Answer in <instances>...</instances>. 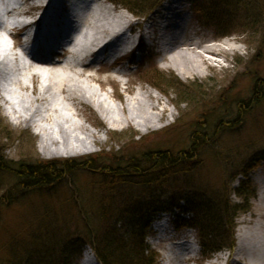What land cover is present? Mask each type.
<instances>
[{
    "label": "rangeland",
    "instance_id": "374dc122",
    "mask_svg": "<svg viewBox=\"0 0 264 264\" xmlns=\"http://www.w3.org/2000/svg\"><path fill=\"white\" fill-rule=\"evenodd\" d=\"M0 1L3 2L2 8L0 7V57H5L7 61L8 68L3 76L10 83L9 93L1 91L0 95L6 97L16 107L21 99L32 95L31 90L34 83L31 82V74L38 73L42 85L47 84L50 73L55 71L51 63H63L62 66L65 69L60 72L64 73V78H69L70 83L76 80L81 86L88 87L96 99L112 107L118 116L120 115L119 107L123 101L134 97L139 91L138 88L144 91L147 87L155 90L145 75L153 67H156L167 80H171L170 87H161L164 94L155 90L162 97L158 108L161 109L164 103V116L159 123L152 125L148 130L133 125L127 127L122 122L115 127L105 124L89 105L72 104L65 94L59 93L57 89L54 90L53 94L47 97L41 105V110L36 117L38 125L44 130L55 132V123L64 118L71 124L80 126L79 134L80 132L86 133L89 127L94 131L95 144H91L88 137L80 134L81 137L88 138V146L81 150L78 149L77 154L68 157L42 155L38 150L39 138L35 128L14 125L12 120L10 122V119L4 115L6 107L0 101V121L2 123L0 127L4 129L0 136L7 134L8 130L11 133L9 141L0 137V162L3 164L4 161L16 163L24 159H32L34 162L38 160L63 161L102 154L106 157L123 156L125 160L128 157H135L137 162L142 164L143 161L140 159L146 152L183 153L189 151L192 135H206L207 142L198 154L196 164L198 167L193 173L194 187L188 194L192 199L191 203L195 206L191 203L187 205L175 199L171 200V195L162 197L160 210L149 217L150 226L144 233V244L157 255L155 264H162L163 255L168 252L165 248L169 245L173 247L174 242L180 239H183L184 244L187 243V249L192 245L196 247L194 259H191L188 264H213L212 261L219 256L224 257L219 260L220 264H241L233 260L234 250L230 252L227 246L230 242L231 230L233 232L232 241L236 246V235L241 228H249L259 221L264 229V211H262L261 218L255 214L257 198L264 193V93H261L264 90V23L261 28L257 27L252 33L234 28L220 31L216 29V24L206 21L203 18L204 15L199 14L209 7V0H182L185 7L184 15L193 29V39L204 46L206 41L217 40L219 36L227 34L228 39H234L242 45V51L225 54L226 66L208 67L204 71L205 76L182 80L174 71L161 68L160 56L156 49L150 46L153 44L152 40L135 39V35H142V29L148 23H154L158 19L159 14L155 12L159 11L160 5H157L146 18L139 19L118 4L110 5V0H97L94 3L96 12L99 9H106L113 15L122 12L131 17V25L134 29L130 37L134 38L133 45L138 44V46L123 61H120L119 65L110 66L98 60L94 65L87 67L90 59L87 57L84 60V57L91 51L99 49L103 43L94 41L92 32L83 26L79 30L78 40L71 43L76 46L81 57L80 64L77 65L75 71H82L83 76L78 78L72 73H67L69 59L64 64L65 59L57 58L56 54L51 52L40 55L36 53L29 55L22 51L15 52L20 37L15 35L16 29L10 30L9 27H20L27 20L26 15L34 17L39 10L29 9L30 0ZM11 10L13 15L8 16L6 12ZM154 13L156 18L152 17ZM258 18L261 19V17ZM33 27L37 28V26ZM125 30L127 31L121 36L122 38L128 37L129 31L127 28ZM36 33L40 35L42 32L36 29ZM95 44L96 46L89 50V47ZM71 47L70 44L66 46V48ZM57 52H61V49ZM116 54L118 53L112 55ZM89 76L91 79L87 78ZM70 77L74 79L70 80ZM177 81L185 86L187 89V91L184 90L185 92L189 93V87L191 90L201 91L204 96L198 95V100L193 105L186 106L182 103L178 107L180 98L176 94V89L173 88ZM18 82L24 89L18 87ZM255 86H257L256 92ZM167 121L168 124H166ZM242 168H250L247 177L255 188L256 198L249 203L248 213L240 214L233 222L232 215L229 216V220L224 221L220 229V234L224 233L223 237L216 235V238L209 237L206 242H203L206 249L211 247L215 250L214 252L207 250L208 252L203 254L202 240L197 230L183 226V221L194 217L197 204L207 210L208 203L214 195L222 197L223 205L228 197L230 205L228 206L232 211L234 209L232 206L239 203V200L232 195L229 189L244 179L241 175H237L236 181L232 182L230 188L228 184L231 175ZM15 183L17 179L13 174L0 172V197ZM99 183L98 176L77 171L51 189L25 197L19 195L10 201H5L0 208V264H6L11 254L23 261V255L19 252L22 250L19 247L42 251L39 247L42 241L43 246L47 243L46 246L54 251V248L58 249L63 242L82 235L86 225L101 224L98 210ZM142 189L139 183H134L127 188L133 194L142 193ZM199 199L202 201L197 202ZM160 213H164L167 218V225L156 224L162 218ZM212 217L213 215H210L208 218L212 219ZM160 226L166 228L162 235L159 234L163 241H157L154 232V229ZM232 226H234L233 229ZM37 236H40L41 240L33 242V238ZM44 236H46L45 239ZM14 238L18 244L11 241ZM86 250H88V257L94 259L88 247L82 248L80 258ZM184 253H189V251L179 250L174 253L171 250V258L178 257L175 264H183ZM78 259L72 263L77 264Z\"/></svg>",
    "mask_w": 264,
    "mask_h": 264
},
{
    "label": "trees",
    "instance_id": "16d2710c",
    "mask_svg": "<svg viewBox=\"0 0 264 264\" xmlns=\"http://www.w3.org/2000/svg\"><path fill=\"white\" fill-rule=\"evenodd\" d=\"M113 2L121 5L134 16L143 17L160 0H113ZM208 6L199 14L204 15L203 18L206 21L216 24V29L220 31L234 28L252 33L257 27L261 28L264 23L263 0H209ZM146 78L151 87L161 94L165 93L161 87L171 86V80H167L155 68L147 72ZM173 88L176 89V94L180 98L178 107L182 103L186 106L193 105L200 95L204 96L201 91L191 90L189 87V93L185 92L184 90L187 91V89L178 81L174 83ZM256 89L257 86H255V92ZM261 93H264V90ZM3 130L0 127V133ZM0 137L9 141L11 133L8 130L7 134ZM206 142V135H192L189 151L183 153L146 152L140 159L143 161L142 164H139L135 157H128L125 160L123 156L106 157L102 154L63 161L38 160L34 162L32 159H24L16 163L4 161L3 164L0 162V172L13 174L17 179V183L5 189L6 192L0 197V208L5 201H10L19 195L25 197L51 189L77 171L88 172L100 179L98 210L101 224L86 225L82 235L63 242L62 246L58 249L54 248V251L46 246L47 243L43 246L42 241H40L41 246L37 245L42 251L19 247L24 260L20 261L16 255L10 253L6 264H71L79 258L81 249L85 246L92 250L98 264H155L157 255L144 244V233L150 224L149 217L160 210V199L167 195H171V200L175 199L187 205L191 203L192 199L188 194L194 187L193 173L198 167L196 165L198 154ZM249 171L250 168H242L231 175L229 188L237 175H241L244 179L238 182L236 188L229 189L232 195L239 200V203L232 206L234 208L232 211L229 209L228 197L223 205L222 197L214 195L208 207L206 206L207 210L197 204L194 217L183 221V226L197 230L202 240L203 254H206L207 250L215 251L211 247L206 249L203 242L216 235L223 237L224 233L220 234V229L224 221L230 219L229 216L232 215L233 222L240 214L249 212V203L256 196L255 188L247 177ZM181 181L183 182L180 183ZM134 183L141 184L142 193L133 194L127 190ZM200 201L202 199L197 200V202ZM198 212L201 213L198 214ZM206 214L208 217L213 215L212 219L206 217ZM214 217H216L215 220ZM46 236L43 238L45 239ZM229 238L230 242L227 246L232 249V230ZM33 239L35 242L41 240V237L37 236ZM11 241L18 244L15 238Z\"/></svg>",
    "mask_w": 264,
    "mask_h": 264
},
{
    "label": "bare ground",
    "instance_id": "6f19581e",
    "mask_svg": "<svg viewBox=\"0 0 264 264\" xmlns=\"http://www.w3.org/2000/svg\"><path fill=\"white\" fill-rule=\"evenodd\" d=\"M30 1L29 9L39 10L40 12L34 18H31L29 23L24 24L23 22L20 27H9V29H16L18 34L29 27L37 26L38 29L41 24H47V27L43 29L46 32L40 35L38 33H35L33 37H29L26 34L23 35L27 40L28 52L32 50L33 55L35 53L36 55H40L51 52L56 54L57 58L65 59L64 64L69 59L68 74L72 73L78 78L83 76L82 71H75L77 65L80 64L81 57L76 46L71 44L73 41L78 40L79 30L83 26L92 32L94 41L103 43L99 49L91 51L89 55L84 57V60L87 57L90 59L87 67L94 65L98 60H106L105 56H111L114 53L121 54L120 58L127 56L133 48V37H121L127 31L125 28L130 33L134 29L131 25V17L126 13L120 12L113 15V13L106 9H99L96 12L94 3L97 0ZM2 3L0 1L1 8L3 6ZM165 3L161 6L162 17L158 18L157 23L146 26L142 35H135V39L137 40L141 39V37L143 40H152L153 44L150 46H153L160 56L159 64H161V68L174 71L182 80L189 77L205 76L204 71L208 67H223L222 61L218 56L225 59V54L242 51L241 45H232L229 42H225L219 46L201 45L199 41L193 39V29L190 26L189 20L184 15V7H181L182 0H167ZM109 7L111 8V6ZM6 13L8 16L13 15L12 10ZM38 30L40 31V29ZM69 44L72 47L66 48ZM94 46L96 44L89 47V50H92ZM59 49H61V52H57ZM62 64L51 63L55 71L50 73L46 85H42L38 73L31 74V82L34 83L31 90L32 95L29 98L21 99L17 107L6 97L0 95V101L6 107L4 115L10 119V122L12 120L14 125L35 128L39 138L38 150L42 155L47 157L72 156L78 153V149L81 150L88 146V138L91 144H95L93 129L90 130L91 128L89 127L86 133L82 134L80 132L81 135L88 137L87 139L83 138L78 133L80 126L71 124L67 119L62 118L61 121L55 123V132L54 130H44L38 125L36 117L41 110V105L56 89L59 93L65 94L72 104L79 105L85 103L89 105L102 122L113 127L122 122L127 127L133 125L148 130L163 118L165 106L163 103L162 108H158L162 97L155 90L149 87H147L146 91L138 88L139 91L134 97L123 101L119 107L120 115L118 116L112 107L102 100L96 99L88 87L81 86L78 81L72 80L74 79L73 77H70V80L74 81L72 83L69 82V78H64V73L60 72V70L63 71L65 69ZM7 68L8 64L5 57H0V92L4 91V93H9L8 89L10 87V83L3 76L6 74ZM87 78L91 79L90 76ZM18 87L24 89L19 82ZM166 124H168V121ZM256 204L255 214L261 218L263 215L262 211H264V193L259 195ZM182 240L174 242L175 245L173 247L169 245L165 248L170 253V256L168 255L166 261H162V264L176 263L178 257L171 258V250L174 253L179 250L183 252L189 250V248L187 249V243L184 244ZM233 250L235 255L233 260L236 263L264 264V229L259 224V221L249 228L246 227L238 230L236 246ZM191 258H188L187 262ZM222 259L224 257L219 256L212 263L220 264L219 260ZM187 262L185 258L182 261L183 264H187ZM77 264L97 263L92 257H88V250H86Z\"/></svg>",
    "mask_w": 264,
    "mask_h": 264
}]
</instances>
